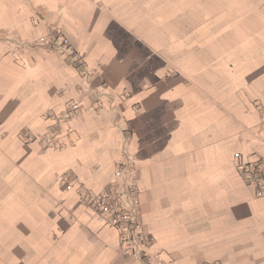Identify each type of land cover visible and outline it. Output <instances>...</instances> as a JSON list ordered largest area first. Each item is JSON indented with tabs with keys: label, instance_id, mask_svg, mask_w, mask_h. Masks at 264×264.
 Segmentation results:
<instances>
[{
	"label": "crops",
	"instance_id": "obj_1",
	"mask_svg": "<svg viewBox=\"0 0 264 264\" xmlns=\"http://www.w3.org/2000/svg\"><path fill=\"white\" fill-rule=\"evenodd\" d=\"M70 102L89 112L45 119ZM126 157L153 261L264 264V198L238 172L264 158V0H0V264H148L78 193Z\"/></svg>",
	"mask_w": 264,
	"mask_h": 264
},
{
	"label": "built area",
	"instance_id": "obj_2",
	"mask_svg": "<svg viewBox=\"0 0 264 264\" xmlns=\"http://www.w3.org/2000/svg\"><path fill=\"white\" fill-rule=\"evenodd\" d=\"M41 43H46V40H41ZM49 44L83 75L89 74L90 68L84 57L76 52L65 38L54 37ZM99 109V106L94 107L95 111H99ZM85 112H89V110H85L79 102H70L67 104L64 113L47 114L45 119L60 124L64 120L73 119ZM22 138L26 142L35 140L28 133L24 134ZM41 140L46 147H62L57 131H49ZM71 145H73L72 142ZM238 160L239 174L248 185L255 189L258 198H264V158L255 161H243L240 158ZM69 180H71L69 175H64L62 178L64 183L69 182ZM78 191L80 198L87 202L97 221L104 226L114 228L118 232L119 247L124 255L147 260L148 264H165L157 257L154 258L155 261L152 260L150 254L152 240L143 232L140 189L138 187L137 169L132 158L126 157L118 165L115 181L111 182L109 187L102 192L93 194L82 188H79Z\"/></svg>",
	"mask_w": 264,
	"mask_h": 264
},
{
	"label": "bare ground",
	"instance_id": "obj_3",
	"mask_svg": "<svg viewBox=\"0 0 264 264\" xmlns=\"http://www.w3.org/2000/svg\"><path fill=\"white\" fill-rule=\"evenodd\" d=\"M198 61V60H197ZM174 118V117H173Z\"/></svg>",
	"mask_w": 264,
	"mask_h": 264
}]
</instances>
